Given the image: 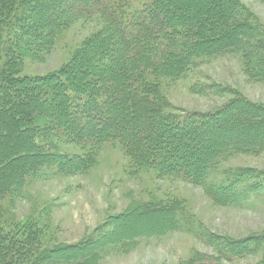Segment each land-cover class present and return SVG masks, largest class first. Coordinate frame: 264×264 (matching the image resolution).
Masks as SVG:
<instances>
[{
  "label": "trees",
  "instance_id": "trees-1",
  "mask_svg": "<svg viewBox=\"0 0 264 264\" xmlns=\"http://www.w3.org/2000/svg\"><path fill=\"white\" fill-rule=\"evenodd\" d=\"M75 1L80 5L67 9V0H0V28L8 37L5 59L0 50V220L10 197L21 194L26 177L41 166L56 164L63 175L86 171L96 149L107 142L123 144L139 167L154 166L202 188L217 205L264 195V172L251 168L237 170L226 181H210L222 159L264 152L263 106L236 95L218 110L179 115L167 112L159 93L163 79L178 81L197 61L227 53H240L247 73L264 83V40L257 24L245 21L237 2ZM94 18L102 20L103 32L89 38L60 73L21 76L24 58L48 54L73 24ZM213 92L221 96L228 91ZM101 113L105 118H99ZM92 118L97 127L82 133ZM60 144L80 147L84 154L64 153ZM167 221L154 222L151 230L157 225L163 230ZM30 222L21 224L30 231L23 239L0 238V264L84 261L80 256L86 250L59 245L35 256L41 243ZM101 238L107 244L114 235L101 233ZM207 240L221 255L232 257L264 244V236L228 240L209 235ZM184 264L219 263L199 257Z\"/></svg>",
  "mask_w": 264,
  "mask_h": 264
},
{
  "label": "rangeland",
  "instance_id": "rangeland-1",
  "mask_svg": "<svg viewBox=\"0 0 264 264\" xmlns=\"http://www.w3.org/2000/svg\"><path fill=\"white\" fill-rule=\"evenodd\" d=\"M232 1L239 5L245 21L257 24L264 40V1ZM142 2L134 0V5ZM65 4L67 9L80 5L75 0ZM103 28L98 18L79 20L57 38L48 54L24 58L21 76L38 78L60 73L88 39ZM0 31L4 58L7 30ZM246 66L240 53H227L197 61L196 67L178 81L163 79L159 93L167 112L209 113L223 108L236 95L264 107V83L253 80ZM214 88L228 92L220 96L212 93ZM99 118H105L104 114ZM97 124V119L92 118L81 132L87 133ZM59 147L72 156L84 154L77 146ZM57 166L44 164L35 175L26 177L21 194L10 197L0 220V238L9 240L15 235L17 240L23 239V233L27 236L30 231L22 229L21 224L31 221L30 229L37 231L36 240L41 243L35 256L58 245L86 250L80 256L84 261L80 259L76 264H184L199 257L219 264L264 262V244L255 252L232 257L221 255L207 240L209 235L228 240L264 236V195L252 194L236 204L217 205L202 188L190 182L163 175L154 166L139 167L120 142H107L96 149L86 171L63 175L57 172ZM247 168L264 172V152L222 159L210 181H226L237 170ZM162 218L168 219V226L157 230V225L152 231L154 222ZM101 233L114 238L106 244L101 241ZM13 264L23 263L15 260Z\"/></svg>",
  "mask_w": 264,
  "mask_h": 264
}]
</instances>
